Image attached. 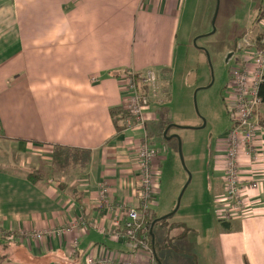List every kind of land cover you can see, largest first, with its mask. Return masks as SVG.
Returning <instances> with one entry per match:
<instances>
[{
	"label": "crops",
	"instance_id": "1",
	"mask_svg": "<svg viewBox=\"0 0 264 264\" xmlns=\"http://www.w3.org/2000/svg\"><path fill=\"white\" fill-rule=\"evenodd\" d=\"M181 7L182 0H0V264H85L88 256L148 260L113 236L123 217L101 206L99 192L107 183L113 203H139L143 132L127 130L126 118L118 132L112 111L128 115L129 71L153 70L161 91L147 108V134L164 135L155 105L169 99L163 75L175 66ZM242 59L241 52L237 63ZM226 135L213 152L215 197L224 189ZM257 136L262 159L241 163L242 173L260 185L254 215L227 223L219 215L192 239L184 229L174 248L158 230L161 247L153 251L159 263L264 264V132ZM61 149L63 156L77 151V162L56 164ZM84 151L91 160L82 163ZM161 161L158 156V169ZM58 228L70 230L20 240L22 233Z\"/></svg>",
	"mask_w": 264,
	"mask_h": 264
},
{
	"label": "rangeland",
	"instance_id": "2",
	"mask_svg": "<svg viewBox=\"0 0 264 264\" xmlns=\"http://www.w3.org/2000/svg\"><path fill=\"white\" fill-rule=\"evenodd\" d=\"M261 8L264 0H182L175 66L163 75L169 99L155 105L159 121L173 128L168 138L162 134L149 138L162 158L152 209L157 218L167 217L154 228L158 253V230L168 233V246L174 248L175 237L184 229L192 232V239L218 221L215 190H211L213 152L231 127L226 104L231 71L241 56L242 37L262 32L257 23ZM4 244L0 243V251Z\"/></svg>",
	"mask_w": 264,
	"mask_h": 264
},
{
	"label": "built area",
	"instance_id": "3",
	"mask_svg": "<svg viewBox=\"0 0 264 264\" xmlns=\"http://www.w3.org/2000/svg\"><path fill=\"white\" fill-rule=\"evenodd\" d=\"M262 32L258 35H245L241 39L240 50L243 59L231 71V92L227 100L233 126L226 135V154L223 159V192L217 195L216 204L220 220L229 222L234 218H249L254 215L253 206L259 200L260 185L254 178L246 177L241 171L242 161L249 164L262 159V140L257 132L264 128V104L259 95L260 85L264 83V16L259 20ZM159 77L153 70L129 71L125 86V111L128 113L125 124L130 131H142L138 151V191L139 203L135 207L125 202L113 203L111 190L107 183L100 187L101 206L107 211L118 212L123 217V228L113 233L116 239L122 238L132 250L145 253L148 260L122 259L109 257L96 259L88 256L85 264H160L154 257L150 244L149 221L153 217L152 205L156 203L159 173L156 158L158 150L150 145L147 134V108L160 91ZM70 229L58 228L22 233L20 240L31 238L42 240L63 236ZM15 234L9 239L16 240ZM76 244L77 241L75 240Z\"/></svg>",
	"mask_w": 264,
	"mask_h": 264
},
{
	"label": "trees",
	"instance_id": "4",
	"mask_svg": "<svg viewBox=\"0 0 264 264\" xmlns=\"http://www.w3.org/2000/svg\"><path fill=\"white\" fill-rule=\"evenodd\" d=\"M264 16V9L261 8L260 9V12H259V15L257 17V23L259 22V20L261 19V17ZM259 95L262 99V102L264 104V83L260 85V89H259ZM112 114L114 116V123H116V125L119 123V121L121 119H125L126 116L125 115H122V110L121 109H116V111H112ZM126 114V113H125ZM173 128V127H171ZM171 128H170V131H171ZM116 129L118 132H121L124 128L121 126V125H117L116 126ZM169 131V132H170ZM169 135V133L167 134ZM77 151H73V150H67L65 151V156H63V153H64V150H60L58 152L55 153V156H54V161L57 163H61V161L63 162H74L77 160L76 156L78 155L79 156V153H76ZM84 156H81L78 160H80L82 163L84 161H90L91 160V152L90 151H84L83 152ZM77 162V161H76ZM36 175H30V178L31 179H35L36 180ZM167 217H164V218H161V220H158V218H154L152 217L148 223L149 225V236H150V244L152 246V248L154 249L155 248V243L153 244V238H152V235H154L155 237V233H154V228L158 225H160L161 223H165L167 222ZM222 221V220H221ZM1 239H4V236H0ZM9 242H13L15 240H10L9 238L7 239ZM155 251V249H154ZM156 253V251H155ZM4 257V254L0 251V260ZM159 262V261H158ZM161 264V263H160Z\"/></svg>",
	"mask_w": 264,
	"mask_h": 264
},
{
	"label": "water",
	"instance_id": "5",
	"mask_svg": "<svg viewBox=\"0 0 264 264\" xmlns=\"http://www.w3.org/2000/svg\"><path fill=\"white\" fill-rule=\"evenodd\" d=\"M214 22H215V20H214ZM170 128L171 127H168L167 129H166V131H165V133H164V136H166L167 137V134H168V132L170 131ZM168 138V137H167ZM171 138V137H170ZM169 138V139H170ZM180 152H181V147H180ZM183 195V194H182ZM181 198H182V196H181ZM181 198L179 199V203H180V201H181ZM179 203H178V205H179ZM179 207V206H178ZM178 207H177V209H178ZM177 209H176V211H177ZM164 218V217H163ZM158 220H161V218H158ZM152 238H153V244H154V240H155V237H154V235H152Z\"/></svg>",
	"mask_w": 264,
	"mask_h": 264
},
{
	"label": "flooded vegetation",
	"instance_id": "6",
	"mask_svg": "<svg viewBox=\"0 0 264 264\" xmlns=\"http://www.w3.org/2000/svg\"><path fill=\"white\" fill-rule=\"evenodd\" d=\"M239 50V52L241 51L240 49H238Z\"/></svg>",
	"mask_w": 264,
	"mask_h": 264
}]
</instances>
